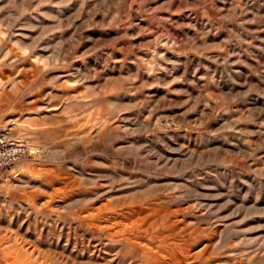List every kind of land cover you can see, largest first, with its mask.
I'll return each mask as SVG.
<instances>
[{"label": "rangeland", "instance_id": "rangeland-1", "mask_svg": "<svg viewBox=\"0 0 264 264\" xmlns=\"http://www.w3.org/2000/svg\"><path fill=\"white\" fill-rule=\"evenodd\" d=\"M0 133V264H264V0H0Z\"/></svg>", "mask_w": 264, "mask_h": 264}, {"label": "built area", "instance_id": "built-area-1", "mask_svg": "<svg viewBox=\"0 0 264 264\" xmlns=\"http://www.w3.org/2000/svg\"><path fill=\"white\" fill-rule=\"evenodd\" d=\"M34 151L32 144L26 138L12 139L0 133V171L10 168Z\"/></svg>", "mask_w": 264, "mask_h": 264}, {"label": "bare ground", "instance_id": "bare-ground-1", "mask_svg": "<svg viewBox=\"0 0 264 264\" xmlns=\"http://www.w3.org/2000/svg\"><path fill=\"white\" fill-rule=\"evenodd\" d=\"M16 165V164H15ZM162 219V218H161ZM167 224V223H166ZM168 232V231H167Z\"/></svg>", "mask_w": 264, "mask_h": 264}]
</instances>
